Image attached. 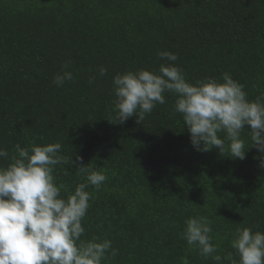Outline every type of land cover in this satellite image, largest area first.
<instances>
[{
  "label": "trees",
  "instance_id": "16d2710c",
  "mask_svg": "<svg viewBox=\"0 0 264 264\" xmlns=\"http://www.w3.org/2000/svg\"><path fill=\"white\" fill-rule=\"evenodd\" d=\"M158 50L176 53L190 82L229 72L255 99L264 92V0H0V147L9 152L0 164L18 143L59 141L64 155L103 171L99 190L86 189L81 239L112 241L118 255L104 264H218L183 238L196 215L211 221L218 254L238 262L236 229L264 232L257 149L244 160L197 151L172 93L144 122L108 120L113 77L158 70ZM66 61L75 78L57 87ZM244 138L251 143L247 130ZM55 176L65 197L86 180L74 165H58Z\"/></svg>",
  "mask_w": 264,
  "mask_h": 264
},
{
  "label": "clouds",
  "instance_id": "9594fccd",
  "mask_svg": "<svg viewBox=\"0 0 264 264\" xmlns=\"http://www.w3.org/2000/svg\"><path fill=\"white\" fill-rule=\"evenodd\" d=\"M157 55L165 61L158 70H129L113 77L115 115L108 120L123 124L136 115L137 123L144 122L157 104L166 103L165 93H172L176 96L174 111L182 115L197 151L216 148L221 155L244 160L247 151L255 147V158L264 169V92L250 100L245 86L229 72L221 78L190 82L175 63L176 53L158 50ZM70 63L66 61L64 71L54 76L57 87L75 78L68 70ZM106 73L101 66L99 75ZM94 81L95 76L89 78L90 84ZM245 130L250 144L244 138ZM61 150L59 141L27 147L18 143L10 162L0 164V264H104L118 255L110 239H81L85 233L82 221L92 199L86 189L91 185L99 190L106 174L91 169L90 163L85 165L81 156L73 160ZM8 157V150L0 147V158ZM58 165H74L76 174L86 177L66 197L61 195L67 191L65 185L56 181ZM212 231L208 217L196 215L186 219L183 238L190 249L194 246L201 256H211L218 264L222 260L264 264V232H253L251 227L236 229L231 247L239 255L237 262L232 253L218 254ZM182 264H189L188 259L183 258Z\"/></svg>",
  "mask_w": 264,
  "mask_h": 264
}]
</instances>
